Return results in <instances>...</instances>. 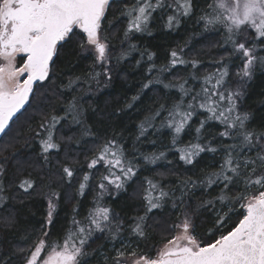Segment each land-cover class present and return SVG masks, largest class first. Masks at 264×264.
Returning a JSON list of instances; mask_svg holds the SVG:
<instances>
[{"label": "trees", "instance_id": "obj_1", "mask_svg": "<svg viewBox=\"0 0 264 264\" xmlns=\"http://www.w3.org/2000/svg\"><path fill=\"white\" fill-rule=\"evenodd\" d=\"M210 1L191 0V14L179 16V24L169 27L168 17L178 14L173 11V0H163L164 6L152 12L147 29L131 33L127 40V11L137 0L110 2L100 31V39L107 46V60L103 64L86 47L81 48L85 37L79 31L71 40L62 42L58 55L53 58L48 79L34 85L29 104L14 118L11 130L0 138V165L5 170L0 177L5 190V199L0 201V264L5 261L24 264L25 254L43 238L41 230L47 224L50 198L55 208L49 242L62 238L72 228L74 217L84 220L95 207L99 194L97 185L106 174L102 165L90 170L87 164L113 139L123 146L126 158L136 168V175L126 181L122 189L109 187L100 203L123 222L124 230L115 241L108 232H95L80 264H111L108 258L114 256V248L122 244L127 246L125 258L133 252L153 258L159 246L172 239L178 228L174 225H182L185 215L192 235L202 244L214 241L238 221L241 212L238 205L214 203L209 206L205 203L217 196L219 187L191 189L184 196L183 204L176 201V208L173 199H165L163 207L147 212L145 200L148 181L180 197L177 189L183 187L182 181H205L219 170L223 161L222 150L205 151L193 164H186L180 160L177 149L196 142L210 143L218 149L231 143L219 136L224 128L215 121H207L198 134L196 129L207 117V113L198 110L173 147V132L165 124L167 111L178 100L179 92L166 89L163 84L187 79L188 86L198 90L200 83L191 79L193 74L202 78L218 68L227 67L228 87L240 93L236 98L237 112L248 115L246 127L249 130L264 131V66L256 65L250 77L242 76L244 58L226 42V37L220 33L223 27L206 28L200 21L209 11ZM132 44L135 50L129 48ZM173 50L189 63L171 68ZM122 52H127L124 58H121ZM147 54L153 55L152 61H148ZM258 54L264 57V51ZM191 61L197 62L195 69ZM151 65L156 71L149 75ZM105 67L109 69L110 78L103 75ZM161 68L167 70L161 73ZM96 73H100L98 79L93 78ZM157 77L163 83H158ZM70 81H77L72 88L68 87ZM74 98L80 123L66 111ZM158 111H162L160 117H156ZM52 115L65 118L54 130L60 150L51 152L45 161L36 132ZM141 125L147 128L143 136L140 135ZM160 152L165 156L155 163L143 159ZM65 165L74 171L70 181L62 172ZM85 173H89L90 179L84 194L80 195L79 184ZM24 180L34 183L27 192L19 188ZM242 189L243 185L236 182L229 195L234 197ZM52 193L58 194V199L53 198ZM226 214L227 223L218 230L217 216L225 217ZM138 217H145V237H136L130 231Z\"/></svg>", "mask_w": 264, "mask_h": 264}, {"label": "snow or ice", "instance_id": "obj_2", "mask_svg": "<svg viewBox=\"0 0 264 264\" xmlns=\"http://www.w3.org/2000/svg\"><path fill=\"white\" fill-rule=\"evenodd\" d=\"M173 3V11L178 15L168 17L169 27L174 23L178 25V17L190 15L193 8L191 0H173ZM109 5L110 0H0V61L4 62L0 64V136L11 130L14 118L29 104L33 85L48 79L59 46L71 40L77 31L86 37L81 48L92 46L101 64L107 60V46L100 42V31ZM163 6V0H155V3L153 0H137L136 5L127 11L129 22L125 39L131 33L145 31L152 12ZM207 8L209 11L200 17V21L206 28L223 27L226 42L231 43L244 58L242 76L250 77L256 65L264 66V57L258 54L264 51V0H214L207 4ZM129 48L135 50L136 46L132 44ZM126 55L127 52H122L121 58ZM144 55L141 53V56ZM17 57L23 61L19 67L16 66ZM170 58L171 68L189 63L176 50L171 51ZM147 59L152 61L153 55L147 54ZM190 63L193 69L197 67L196 61ZM166 70L161 68L159 72ZM154 71L155 66L151 65L149 75ZM103 75L110 78L108 68H104ZM228 75L227 67L218 68L202 78L193 74L191 79L200 83L198 90L188 86L187 79L163 84L164 88L179 92L178 100L167 111L165 125L173 132V147L198 110L207 113V117L200 122L196 132L199 134L207 121H215L224 128L219 136L231 143L218 149L210 143L196 142L177 149L180 160L186 164H193L195 158L205 151L222 150L223 161L219 170L211 173L205 181H182L183 187L177 189L181 192L180 197H175L174 191L166 192L148 181L149 190L145 200L147 212L163 207L165 199H173V207L176 208V201L183 204L184 196L191 189L219 187L217 196L205 203L209 206L214 203L238 205L240 218L226 233L202 244L190 233V222L185 215L182 225H174L182 227L181 235L168 240L156 258L141 255L135 264H264V131L256 132L246 127L249 117L237 112L236 98L240 93L228 87ZM99 76L100 73H96L93 78L98 79ZM156 79L158 83H163L159 77ZM76 82L70 81L68 87L72 88ZM66 111L76 123H80L75 98ZM161 114L162 111H158L156 117ZM64 118L52 115L39 125L36 136L40 138L41 154L45 161L51 152L60 150L54 130ZM146 131L147 128L141 125L140 135L143 136ZM164 156L165 153L160 152L159 155L144 156L143 159L155 163ZM98 165L105 168L106 174L97 185L99 194L95 207L84 220L74 217L72 228L62 238L49 242L55 208L50 198L47 224L41 230L43 238L25 254L24 264H80V258L86 255L85 247L95 232H108L114 241L119 238L124 230L123 222L118 221L111 209L103 206L100 200L109 187L122 189L125 182L136 175V168L115 139L106 142L99 153L89 160L87 167L91 170ZM4 171L3 165H0V177H3ZM62 172L69 181L74 176V171L67 165L62 167ZM89 179V173H85L79 184L80 195L84 194ZM236 182L241 183L243 189L233 197L229 195V190ZM32 187L34 183L30 180L19 184V188L25 192ZM4 191L0 184V201L5 199ZM52 197L58 199V194L52 193ZM144 222L145 217L135 218L134 226L130 227L134 236H146ZM226 223L227 214L225 217L217 216L218 230ZM126 247L122 244L120 248H114L115 255L108 258L111 264H125Z\"/></svg>", "mask_w": 264, "mask_h": 264}, {"label": "rangeland", "instance_id": "obj_3", "mask_svg": "<svg viewBox=\"0 0 264 264\" xmlns=\"http://www.w3.org/2000/svg\"><path fill=\"white\" fill-rule=\"evenodd\" d=\"M211 2H214V0H211L210 1V3ZM222 35H224L225 37H226V33H225V31H224V29L220 32ZM85 37V36H84ZM85 41H86V37H85ZM100 42L101 43H104L101 39H100ZM105 44V43H104ZM86 48H87V51H90V52H92L94 55H95V57L97 58V53L95 52V49L92 47V46H86ZM232 48H233V45H232ZM234 49V48H233ZM21 60V61H20ZM22 58L21 57H17V59H16V66L17 67H19V66H21L22 65ZM4 62L3 61H0V64H3ZM247 78V77H246ZM21 79H23V77L21 78ZM46 81V80H45ZM45 81H43V82H41V83H44ZM166 125V124H165ZM190 233H191V230H190ZM182 234V227H178V228H176L175 229V231H174V234H173V237H175V236H178V235H181ZM192 234V233H191ZM172 237V238H173ZM167 245V242L166 243H163V244H161L160 246H159V248H158V250H157V253L160 251V250H162L165 246ZM157 255V254H156ZM156 255L153 257V258H156ZM139 257H140V255H135V256H133L132 255V253H130V256H128V257H126L125 259V264H135V261L137 260V259H139Z\"/></svg>", "mask_w": 264, "mask_h": 264}, {"label": "water", "instance_id": "obj_4", "mask_svg": "<svg viewBox=\"0 0 264 264\" xmlns=\"http://www.w3.org/2000/svg\"><path fill=\"white\" fill-rule=\"evenodd\" d=\"M112 1H114V0H110V2H112ZM40 81H37L34 85H36L37 83H39ZM34 85H33V88H34ZM23 110V109H22ZM21 110V111H22ZM0 138H1V136H0Z\"/></svg>", "mask_w": 264, "mask_h": 264}]
</instances>
